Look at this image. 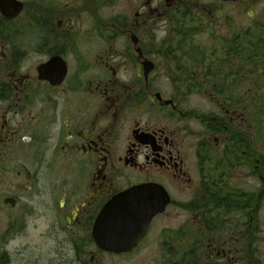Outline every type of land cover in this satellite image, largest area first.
Masks as SVG:
<instances>
[{"label":"flooded vegetation","instance_id":"obj_1","mask_svg":"<svg viewBox=\"0 0 264 264\" xmlns=\"http://www.w3.org/2000/svg\"><path fill=\"white\" fill-rule=\"evenodd\" d=\"M259 1L0 0V264H264Z\"/></svg>","mask_w":264,"mask_h":264},{"label":"water","instance_id":"obj_2","mask_svg":"<svg viewBox=\"0 0 264 264\" xmlns=\"http://www.w3.org/2000/svg\"><path fill=\"white\" fill-rule=\"evenodd\" d=\"M236 2L237 0H222ZM141 193L139 189H133L117 196L112 204H109L103 212L102 219L109 220L107 228L103 230V223L98 219L94 227V238L97 246L104 251L120 254L130 250L139 241L147 230L150 220L155 212L151 210L140 213L137 208V197ZM139 227V231L136 228ZM104 233V239H103Z\"/></svg>","mask_w":264,"mask_h":264},{"label":"rangeland","instance_id":"obj_3","mask_svg":"<svg viewBox=\"0 0 264 264\" xmlns=\"http://www.w3.org/2000/svg\"><path fill=\"white\" fill-rule=\"evenodd\" d=\"M259 2H261V4H258V5H264V0H260ZM241 5H243V4H241ZM235 17L237 18L236 23L238 22L241 25L238 27L246 29L247 26H245V24H246L245 17L244 16H241V17L235 16ZM231 37H233V36H231ZM197 98L198 97H192L193 100H196ZM141 256H142V253L138 254V256L131 257L130 259L120 258L117 260H109V261H107V264H138V261L140 262L139 259ZM139 264H142V263H139Z\"/></svg>","mask_w":264,"mask_h":264}]
</instances>
